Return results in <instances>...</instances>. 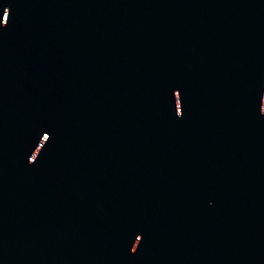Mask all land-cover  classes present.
Returning a JSON list of instances; mask_svg holds the SVG:
<instances>
[{"label":"water","instance_id":"95a60500","mask_svg":"<svg viewBox=\"0 0 264 264\" xmlns=\"http://www.w3.org/2000/svg\"><path fill=\"white\" fill-rule=\"evenodd\" d=\"M0 264H264V0H0Z\"/></svg>","mask_w":264,"mask_h":264}]
</instances>
